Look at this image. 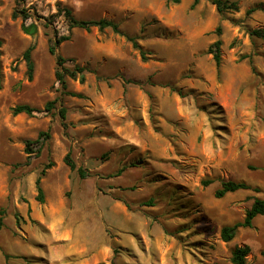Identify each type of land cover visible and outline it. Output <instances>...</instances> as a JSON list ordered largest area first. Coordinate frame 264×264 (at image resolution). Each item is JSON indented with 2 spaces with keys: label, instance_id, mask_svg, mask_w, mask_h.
I'll return each instance as SVG.
<instances>
[{
  "label": "rangeland",
  "instance_id": "374dc122",
  "mask_svg": "<svg viewBox=\"0 0 264 264\" xmlns=\"http://www.w3.org/2000/svg\"><path fill=\"white\" fill-rule=\"evenodd\" d=\"M229 1L239 10L220 13L212 0H0V264H232L245 245L247 264H264V215L221 238L264 199V40L251 34L264 28V9L247 14L264 0ZM59 6L122 34L70 30ZM22 8L34 37L13 15ZM67 35L56 54L85 70L63 88L49 48ZM217 39L219 69L207 52ZM20 104L38 111L14 115ZM42 131L49 137L29 156L26 141ZM68 152L85 178L64 162ZM229 180L260 191L217 198Z\"/></svg>",
  "mask_w": 264,
  "mask_h": 264
},
{
  "label": "trees",
  "instance_id": "16d2710c",
  "mask_svg": "<svg viewBox=\"0 0 264 264\" xmlns=\"http://www.w3.org/2000/svg\"><path fill=\"white\" fill-rule=\"evenodd\" d=\"M167 1L172 2V3H176V4L180 2V0H167ZM23 2H24V0H18L19 4H21ZM199 2H200V0H194L193 7H195ZM212 3L214 5H216L217 10L220 13H223V12L229 11V10H231V11H238L239 10L237 2H230L229 0H212ZM261 7H262V5L259 4V6H255L253 8L248 9L247 14H251L257 9H264ZM13 15L15 17L20 16L22 18V20H23L22 30L24 31V33H26L27 35L33 36V37L37 35L38 25L35 22H32L30 24H26V21L31 18V14H30V12H28V10H26L25 8L17 9V10H15ZM57 15H59V16L62 15L65 18V21L67 22L70 30H72L73 28H82V29L90 30L93 27H97L99 30L111 28L116 33L122 34V32L119 28V25L117 23L110 21V20H107V19H99V20L78 19L75 17L73 10L69 7L59 6ZM47 23H48V20H47ZM221 29H222L221 26L217 27L216 31H217L218 35L221 34ZM251 34L253 36L259 37L262 40H264V28L254 29L251 31ZM126 37L130 42H132L134 48H136L140 51L142 59L146 60L145 52L142 49V47L139 45V43L137 42L136 37L130 36V35H126ZM69 39H70V35L61 36L59 38H56L54 41V44L51 45V47L49 48L50 53L55 55L56 49L59 46V44L65 40H69ZM222 44H223V41L221 39H217L215 42H213L209 46V48L207 50L208 53L213 55V59H214L218 69L221 66V47H222ZM2 45H3V40L0 39V72L2 70V61H1V55H2L1 47H2ZM34 49H35V44H31L28 46V48L22 54V57L25 60L26 65H27L28 77L30 80L33 78V74L35 71V64H34V60L32 57V53H33ZM56 59H57V65L59 67H61V70H57L55 75H56L57 81L62 85L63 88H66V77L67 76L75 79L77 77V73L82 74L85 70L84 67H80L78 65H76L74 69L66 68L64 66L66 59L60 55L56 54ZM81 80H84V76L81 77ZM72 95L77 96V97H82V94L72 93ZM54 104H55V100L47 102L46 109L47 110L52 109L54 107ZM36 111H38L37 108H35L29 104L17 105L12 110L14 115L25 113V114H28L31 116ZM60 115H61L62 119L66 118V110L64 108L61 109ZM43 136L49 137V133L42 131L39 133V137L37 139L26 141L25 152L29 156L33 153L38 154L40 152L39 149L35 152L34 148L31 146L39 144L41 141V138ZM64 162L70 167L71 170L77 169L79 175L82 178H85L88 175L87 171L84 168H82V167L77 168L74 160L71 158V152H68L66 154V156L64 158ZM45 171L46 170H43L42 175L45 173ZM204 183L206 185H208L209 183H211V180H207ZM36 188H37V192H38L37 200L42 202L44 200V191H43V188L41 186V177H38L36 180ZM249 189H253L256 192L260 191V189L258 187L253 188L252 186H250L246 182H236V181L229 180V181H225L222 183L221 188L215 192V196L217 198H223L228 193H234V192H237L239 190H249ZM261 215H264V199L255 198L252 206L246 211L245 217L242 221L236 222L233 225L224 226L221 229L222 240L225 242L231 241L232 239H234V237L237 233V230L239 228L252 227L255 218L258 216H261ZM2 225H3V217L1 214V216H0V229H1ZM250 251H251V249L247 245L236 246L232 250L231 263L232 264H247V256L249 255Z\"/></svg>",
  "mask_w": 264,
  "mask_h": 264
}]
</instances>
